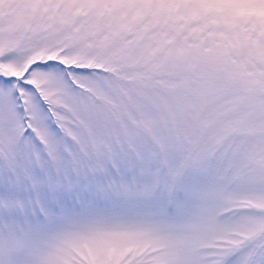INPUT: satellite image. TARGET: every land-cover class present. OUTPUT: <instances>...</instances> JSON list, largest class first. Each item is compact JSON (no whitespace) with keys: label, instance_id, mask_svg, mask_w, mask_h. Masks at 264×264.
<instances>
[{"label":"snow or ice","instance_id":"1","mask_svg":"<svg viewBox=\"0 0 264 264\" xmlns=\"http://www.w3.org/2000/svg\"><path fill=\"white\" fill-rule=\"evenodd\" d=\"M0 264H264V0H0Z\"/></svg>","mask_w":264,"mask_h":264}]
</instances>
